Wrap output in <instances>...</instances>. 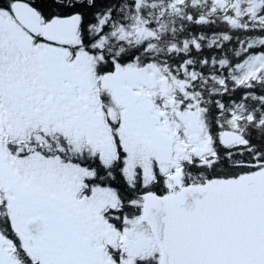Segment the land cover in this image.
Here are the masks:
<instances>
[{
	"label": "snow or ice",
	"instance_id": "obj_1",
	"mask_svg": "<svg viewBox=\"0 0 264 264\" xmlns=\"http://www.w3.org/2000/svg\"><path fill=\"white\" fill-rule=\"evenodd\" d=\"M0 264H264V0H0Z\"/></svg>",
	"mask_w": 264,
	"mask_h": 264
}]
</instances>
